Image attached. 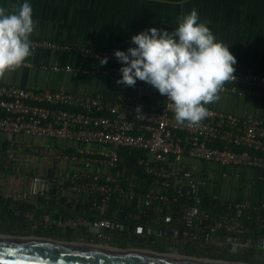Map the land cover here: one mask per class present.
<instances>
[{
	"label": "built area",
	"instance_id": "2783aa9c",
	"mask_svg": "<svg viewBox=\"0 0 264 264\" xmlns=\"http://www.w3.org/2000/svg\"><path fill=\"white\" fill-rule=\"evenodd\" d=\"M31 42L33 53L63 52L79 58L74 65L43 69L121 78L122 64L114 55L116 50L41 39ZM105 57L107 63L101 64ZM22 67L31 68L32 63L26 61ZM234 68L235 82H227L219 94L264 101V70ZM168 103L166 96L76 94L64 88L37 89L0 82V141L27 137L65 144L59 155L62 166L56 174L34 176L31 183L37 196L47 193L50 186H64L72 195L71 203L91 204L82 217L59 223L63 232L83 229L86 239L80 243L122 248L114 243L115 238L144 235L156 242H177L179 232L172 227L173 214L181 205L191 204L181 217L187 233L194 244H210L219 224L203 206L206 196L198 193L199 183L194 182L189 162L264 171V117L207 107L209 116L189 128L176 123ZM123 149L142 153L137 173L123 166ZM216 201L223 212L253 215L264 223V205L249 200ZM153 210L160 215L156 225L148 223ZM226 240L237 247L246 246L238 243L236 236ZM258 246L264 249V240ZM168 253L176 252L170 249Z\"/></svg>",
	"mask_w": 264,
	"mask_h": 264
},
{
	"label": "crops",
	"instance_id": "0c3cea01",
	"mask_svg": "<svg viewBox=\"0 0 264 264\" xmlns=\"http://www.w3.org/2000/svg\"><path fill=\"white\" fill-rule=\"evenodd\" d=\"M25 0H0V7L12 11V6ZM33 8V20L38 25L30 39L48 40L62 44L96 46L127 51L135 47L131 37L149 28L173 31L179 18L193 8L198 11L199 22L207 26L236 57L233 67H253L264 70V0H27ZM31 68H19L0 82L56 90L64 88L76 94H134L150 98L162 95L136 83L134 87L117 84L119 78L75 76L55 73L43 66L77 64L76 54L37 51L28 58ZM218 102L206 105L219 110L249 117H264V101L219 94ZM163 97V96H162ZM64 143L49 140L19 138L0 141V234L19 237H48L64 241H85L83 229L63 232L59 223L82 217L86 210L77 211L79 202H72L71 193L64 186H50L47 193L34 194L31 178L49 177L62 166L60 160ZM49 148H51L49 150ZM22 160H30L23 163ZM31 161L33 163H31ZM194 182L199 183L198 193L211 201L249 200L264 205V171L221 166L199 161L189 162ZM84 204V203H82ZM173 214L172 227L179 232V240L155 241L150 236L115 238L122 248L143 249L155 252L197 255L215 260L242 264H264V223L253 215L238 216L216 206L206 208L219 224V231L210 244L192 243L182 221L183 211L191 208L181 205ZM190 210H187V212ZM153 210L148 223H160V215ZM185 212V211H184ZM52 214V215H50ZM39 219H50L51 228L38 227ZM55 223V224H54ZM59 229V231L57 230ZM58 231V232H56ZM77 233V234H76ZM236 236L246 246L227 243L226 238ZM135 245L136 248L131 247ZM235 247V251H232Z\"/></svg>",
	"mask_w": 264,
	"mask_h": 264
},
{
	"label": "clouds",
	"instance_id": "9594fccd",
	"mask_svg": "<svg viewBox=\"0 0 264 264\" xmlns=\"http://www.w3.org/2000/svg\"><path fill=\"white\" fill-rule=\"evenodd\" d=\"M207 23L199 22L193 8L179 18L173 31L153 27L133 35L135 47L114 52L122 64L116 83L134 87L139 80L149 84L167 97L178 125L198 126L209 116L206 105L218 102L224 85L236 80V57ZM37 25L27 0L13 5L11 12L0 7V80L33 55L30 37ZM106 63L107 57L101 60V64Z\"/></svg>",
	"mask_w": 264,
	"mask_h": 264
},
{
	"label": "water",
	"instance_id": "95a60500",
	"mask_svg": "<svg viewBox=\"0 0 264 264\" xmlns=\"http://www.w3.org/2000/svg\"><path fill=\"white\" fill-rule=\"evenodd\" d=\"M124 218V213L121 214ZM0 264H242L180 254L0 234Z\"/></svg>",
	"mask_w": 264,
	"mask_h": 264
},
{
	"label": "trees",
	"instance_id": "16d2710c",
	"mask_svg": "<svg viewBox=\"0 0 264 264\" xmlns=\"http://www.w3.org/2000/svg\"><path fill=\"white\" fill-rule=\"evenodd\" d=\"M137 83L140 84V82L137 81ZM0 153H4V152H0ZM120 156H121V162L123 164V166H126L128 169L134 171L137 173L138 170V160L141 158L142 153L139 151H132L130 149H123L120 152ZM138 175V174H136ZM147 178V177H146ZM1 203V202H0ZM84 203V204H82ZM203 206L205 208H213V207H217L220 208V203L218 201H211L207 196L205 199H203ZM91 207V204L88 202H79L78 206H77V211H81V210H88Z\"/></svg>",
	"mask_w": 264,
	"mask_h": 264
},
{
	"label": "rangeland",
	"instance_id": "374dc122",
	"mask_svg": "<svg viewBox=\"0 0 264 264\" xmlns=\"http://www.w3.org/2000/svg\"><path fill=\"white\" fill-rule=\"evenodd\" d=\"M23 161V163H26L27 164V162H29L30 163V160H22ZM31 163H33L32 161H31ZM52 223L50 222V219H48V220H45V221H41L40 219H39V222H38V227H41V228H44L45 230H47L48 231V229L49 228H51V226H54V225H51ZM55 224V223H54ZM4 230V231H7V229L8 230H10L11 228H9V227H4V226H0V230ZM57 230L59 231V229L57 228ZM58 231H56V232H58ZM69 231V230H68ZM49 232V231H48ZM60 232V231H59ZM65 232V231H64ZM66 233H67V231H66ZM77 234V233H76ZM43 238H47V239H51V238H48V237H43ZM52 240H55V239H52ZM56 241H64V240H56ZM72 242H78V241H76V240H73ZM131 247H133V248H136V246L135 245H131ZM146 250H148V249H146ZM151 251H153V249L151 250H149V252H151ZM153 252H155V251H153Z\"/></svg>",
	"mask_w": 264,
	"mask_h": 264
},
{
	"label": "flooded vegetation",
	"instance_id": "af4514ba",
	"mask_svg": "<svg viewBox=\"0 0 264 264\" xmlns=\"http://www.w3.org/2000/svg\"><path fill=\"white\" fill-rule=\"evenodd\" d=\"M148 251V250H147ZM158 253H168V252H164V251H161V252H158ZM170 254V253H169ZM184 256H189V257H194V258H200V259H202V258H205V257H200V256H197V255H184Z\"/></svg>",
	"mask_w": 264,
	"mask_h": 264
}]
</instances>
